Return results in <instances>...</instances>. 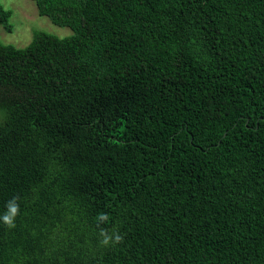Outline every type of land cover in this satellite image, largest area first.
Segmentation results:
<instances>
[{"label":"trees","instance_id":"1","mask_svg":"<svg viewBox=\"0 0 264 264\" xmlns=\"http://www.w3.org/2000/svg\"><path fill=\"white\" fill-rule=\"evenodd\" d=\"M35 1L74 32L0 41V264H264V0Z\"/></svg>","mask_w":264,"mask_h":264},{"label":"rangeland","instance_id":"2","mask_svg":"<svg viewBox=\"0 0 264 264\" xmlns=\"http://www.w3.org/2000/svg\"><path fill=\"white\" fill-rule=\"evenodd\" d=\"M0 1L12 11L10 18L12 30H7L0 23V41L4 43L25 47L32 41L37 29L45 30L60 37L69 36L74 32L72 28L58 25L52 22L48 16L41 15L35 0Z\"/></svg>","mask_w":264,"mask_h":264},{"label":"clouds","instance_id":"3","mask_svg":"<svg viewBox=\"0 0 264 264\" xmlns=\"http://www.w3.org/2000/svg\"><path fill=\"white\" fill-rule=\"evenodd\" d=\"M18 212V205L15 203V201H11L8 204V211L6 214H4L0 219L3 220L5 224H7L9 227L14 226V218L17 215ZM117 240L120 239L119 236L116 237ZM105 243H107V239L105 240Z\"/></svg>","mask_w":264,"mask_h":264}]
</instances>
